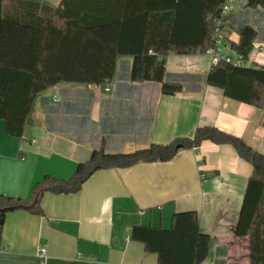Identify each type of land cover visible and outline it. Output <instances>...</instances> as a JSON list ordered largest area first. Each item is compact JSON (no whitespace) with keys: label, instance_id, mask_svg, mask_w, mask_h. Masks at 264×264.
Wrapping results in <instances>:
<instances>
[{"label":"crops","instance_id":"1","mask_svg":"<svg viewBox=\"0 0 264 264\" xmlns=\"http://www.w3.org/2000/svg\"><path fill=\"white\" fill-rule=\"evenodd\" d=\"M234 1L240 7L226 17L228 38L239 40L230 37L232 26L252 25L258 35L245 65L264 66V8ZM132 63L130 56L119 57L105 84L62 82L40 93L22 137L0 124V198L30 204L38 182L47 175L71 178L103 139L107 152H133L212 125L264 154V108L208 85L209 53L167 56L166 81L183 85L175 95H164L160 83L131 81ZM252 173L233 145L211 141L170 161L99 170L77 193L45 191L42 214L1 207L13 209L3 216L0 264H158L156 253L131 239V228H170L183 211H197L201 230L210 235L202 264L248 263L249 238L235 229Z\"/></svg>","mask_w":264,"mask_h":264},{"label":"trees","instance_id":"2","mask_svg":"<svg viewBox=\"0 0 264 264\" xmlns=\"http://www.w3.org/2000/svg\"><path fill=\"white\" fill-rule=\"evenodd\" d=\"M226 1L61 0L52 6L46 0H0V124L5 133L22 137L36 97L59 83L111 81L123 56L133 58L131 81L160 83L164 95L179 93L182 83L165 79L167 56L207 53ZM246 6L264 8V0H247ZM237 32L239 40L233 44L246 61L258 32L249 24ZM206 80L230 99L264 108L262 65L218 61ZM205 141L233 145L253 165L235 229L236 236L249 238L250 260L230 264H264V154L212 125L198 126L193 136H176L133 152H107L103 139L71 178L47 175L34 186L30 204L1 196L0 208L23 207L42 214L45 191L77 193L99 170L170 161L179 151L199 148ZM130 235L157 254L158 264H202L209 255L210 235L201 230L197 211L175 213L170 228L134 225Z\"/></svg>","mask_w":264,"mask_h":264},{"label":"built area","instance_id":"3","mask_svg":"<svg viewBox=\"0 0 264 264\" xmlns=\"http://www.w3.org/2000/svg\"><path fill=\"white\" fill-rule=\"evenodd\" d=\"M239 7L234 0H227L222 6L221 16L215 20L212 36L214 45L207 51L213 57L214 64L218 61H225L237 66L245 65V60L228 38V25L226 22V17ZM45 254L46 248L41 247L38 250V255L43 258Z\"/></svg>","mask_w":264,"mask_h":264},{"label":"rangeland","instance_id":"4","mask_svg":"<svg viewBox=\"0 0 264 264\" xmlns=\"http://www.w3.org/2000/svg\"><path fill=\"white\" fill-rule=\"evenodd\" d=\"M52 6H55L54 4H52L50 1L51 0H47ZM242 24H238L236 26H232V28L229 29V34H230V37L236 39L239 35L237 33V29L238 27H240Z\"/></svg>","mask_w":264,"mask_h":264},{"label":"water","instance_id":"5","mask_svg":"<svg viewBox=\"0 0 264 264\" xmlns=\"http://www.w3.org/2000/svg\"><path fill=\"white\" fill-rule=\"evenodd\" d=\"M12 209H13V207L0 209V225H2L4 222V218H3V216H1V214L5 213L6 211L12 210Z\"/></svg>","mask_w":264,"mask_h":264}]
</instances>
